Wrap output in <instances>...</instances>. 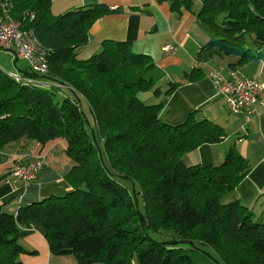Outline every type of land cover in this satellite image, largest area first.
<instances>
[{"label":"trees","instance_id":"1","mask_svg":"<svg viewBox=\"0 0 264 264\" xmlns=\"http://www.w3.org/2000/svg\"><path fill=\"white\" fill-rule=\"evenodd\" d=\"M8 1L11 17L47 50L45 74L29 64L21 74L49 85L20 84L0 72V149L33 140L43 150L61 139L73 165L65 175L71 190L16 214L0 210V264H23L19 256L32 252L17 234L33 226L51 253L79 264H264V208L256 213L235 195L249 171L245 159L231 147L218 166L182 162L199 145L223 140L224 130L195 111L178 124L161 120L163 101L139 97L158 92L147 76L154 62L129 42L104 41L98 52L78 57L91 25L110 9L92 4L53 14L52 0ZM181 4L211 32L198 61L234 55L227 63L234 70L259 58L264 0H201L197 11L191 0H171L173 9Z\"/></svg>","mask_w":264,"mask_h":264},{"label":"crops","instance_id":"2","mask_svg":"<svg viewBox=\"0 0 264 264\" xmlns=\"http://www.w3.org/2000/svg\"><path fill=\"white\" fill-rule=\"evenodd\" d=\"M195 2L199 3L198 0ZM92 4L105 5L110 11L93 22L88 43L78 57L87 58L98 52L104 41H127L134 53L149 55L155 65L149 73L151 77H157L154 88L158 92H143L139 97L146 103H158V96L164 95L160 119L178 124L195 111L196 118L207 119L226 133L220 142L203 143L187 152L182 162L187 166H218L233 147L249 165L248 173L235 187V195L243 205L260 213L264 208V106L258 102L256 111L246 119L244 114L231 112L224 98L216 93L209 73L217 70L224 76L216 55L207 57L205 54L201 61L197 60L200 48L211 38L209 29L184 5L173 9L171 0H52L51 12L60 14L72 7ZM166 45L173 48L166 50ZM228 62L225 68L229 75L232 69L227 66ZM253 65L245 68L252 72ZM196 67L201 69L197 79L181 82L165 93L172 83L182 81L184 75ZM257 67V76H254L256 69L252 76H246L244 69L240 71L239 67L233 71L242 77H262V63ZM41 149V144L33 140H19L0 149V210L16 214L22 205L47 196L62 195L72 189L65 175L73 161L64 151V141L55 139ZM39 155L44 156L45 166L36 179L26 186L9 179L10 172L17 166ZM17 237L19 243L32 252L20 255L23 264H79L73 255L51 253L43 231L38 227L22 228Z\"/></svg>","mask_w":264,"mask_h":264},{"label":"built area","instance_id":"3","mask_svg":"<svg viewBox=\"0 0 264 264\" xmlns=\"http://www.w3.org/2000/svg\"><path fill=\"white\" fill-rule=\"evenodd\" d=\"M11 3L8 0L0 1V49L15 52L25 58L32 71L43 74L47 71L46 54H40L35 49L42 47L31 29H23L20 23L11 17ZM172 45H166L165 49H172ZM14 77V81L20 84H37L48 86L49 84L20 73H8ZM216 93L221 95L230 111L235 114H244L247 119L256 111L259 102L264 106V78L242 77L233 70L229 76H223L219 71L212 70L209 73ZM12 77V78H13ZM44 156L39 155L27 164L18 166L9 179L28 185L34 180L37 172L44 165Z\"/></svg>","mask_w":264,"mask_h":264},{"label":"rangeland","instance_id":"4","mask_svg":"<svg viewBox=\"0 0 264 264\" xmlns=\"http://www.w3.org/2000/svg\"><path fill=\"white\" fill-rule=\"evenodd\" d=\"M199 1V3L198 4H196V2H195V0H192V8H194V9H196V10H199L200 9V7H201V0H198ZM182 5V4H181ZM187 10H189V11H191V9H188L187 8ZM37 51H38V53H40L41 55L42 54H46V52H47V50H46V48H44L43 46L42 47H37V48H35ZM253 52H255L254 50H253ZM260 52H261V54H260V56H259V58H256V56L255 57H252L244 66H242L241 68H239L240 69V71H242L243 69H244V71H245V74H246V76H252V73L255 71V69H256V71H255V74H254V76H257L256 75V73H257V70L259 69L257 66L259 65V64H261L262 63V65H263V68H264V45L262 46V48H261V50H260ZM14 58H15V55H14V53H12V52H10V51H6V50H3V49H0V72H2V73H6V75L7 76H9L10 77V75H8V72H18L19 70L20 71H22L24 68H26V67H28V63H27V61L24 59V58H22V57H19V56H17V64H14L13 63V61H14ZM215 58L217 59V62H218V65H220V66H222V70H224L223 71V74H224V76L225 77H228L229 75H228V73H227V69L225 68L226 66H225V63L227 62V61H235L236 59H237V56H234V55H225V56H215ZM216 63V62H215ZM252 64H254L253 65V71L252 72H250V68H248V69H246L245 67L246 66H249V65H252ZM224 66V67H223ZM47 70H48V64H47ZM47 72V71H46ZM46 72H43V74H45ZM250 72V73H249ZM147 76H150V73H148L147 74ZM239 76H242V75H239ZM13 77V76H12ZM12 77H10V78H12ZM155 78H157V77H155ZM154 78V79H155ZM262 78H264V75L262 76ZM13 80H14V77L12 78ZM41 83V82H40ZM25 85H27V84H25ZM56 86H58L60 89H64V90H67V89H69L70 87H68L67 89H65V88H61L59 85H56ZM166 89V88H165ZM164 89V90H165ZM164 90H163V92L162 93H164ZM68 91V90H67ZM69 92V91H68ZM162 97H164V95L163 94H161V95H159L158 96V99H160L158 102H162L164 99L162 98ZM82 106L84 107V109H86V104L84 103V102H82ZM162 108H161V110H160V113H162ZM165 122V121H164ZM169 124H173L174 125V123H169ZM17 141H15V142H13V143H16ZM45 160V159H44ZM28 162H25V163H22V164H20L19 166H21V165H24V164H27ZM45 166V161H44V165L42 166V168ZM18 167V166H17ZM16 167V168H17ZM15 168V169H16ZM41 168V169H42ZM40 169V170H41ZM39 170V171H40ZM14 171V170H13ZM12 171V172H13ZM12 172H10L11 174H12ZM10 174V175H11ZM10 175H9V177H10ZM37 175H38V172L36 173V175H35V177H34V179H36L37 178ZM42 199V198H41ZM40 200V199H39ZM29 254H31V253H29ZM20 257V256H19ZM94 264H101V263H94ZM207 264H213L212 262H208Z\"/></svg>","mask_w":264,"mask_h":264},{"label":"water","instance_id":"5","mask_svg":"<svg viewBox=\"0 0 264 264\" xmlns=\"http://www.w3.org/2000/svg\"><path fill=\"white\" fill-rule=\"evenodd\" d=\"M12 53H14V55H15V60L17 59V54L15 53V52H12Z\"/></svg>","mask_w":264,"mask_h":264},{"label":"bare ground","instance_id":"6","mask_svg":"<svg viewBox=\"0 0 264 264\" xmlns=\"http://www.w3.org/2000/svg\"><path fill=\"white\" fill-rule=\"evenodd\" d=\"M167 123V122H166Z\"/></svg>","mask_w":264,"mask_h":264}]
</instances>
